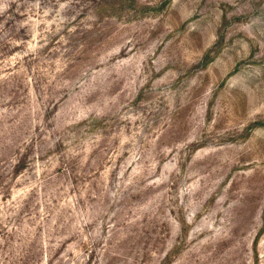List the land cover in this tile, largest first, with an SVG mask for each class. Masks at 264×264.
I'll return each mask as SVG.
<instances>
[{"label":"rangeland","instance_id":"374dc122","mask_svg":"<svg viewBox=\"0 0 264 264\" xmlns=\"http://www.w3.org/2000/svg\"><path fill=\"white\" fill-rule=\"evenodd\" d=\"M0 264H264V0H0Z\"/></svg>","mask_w":264,"mask_h":264}]
</instances>
